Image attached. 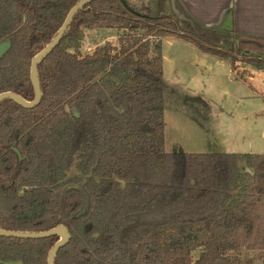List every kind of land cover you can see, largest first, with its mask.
<instances>
[{"label": "trees", "instance_id": "1", "mask_svg": "<svg viewBox=\"0 0 264 264\" xmlns=\"http://www.w3.org/2000/svg\"><path fill=\"white\" fill-rule=\"evenodd\" d=\"M78 1L0 0V44H11L0 93L34 99L32 58ZM121 1L75 14L37 67L38 106L0 104V228L65 226L54 264H243V251L264 252V154L166 151L161 40L188 41L232 72L240 62L264 69V57L237 50L231 35L224 49L210 29L191 32L148 0ZM111 28L122 30L118 46L80 52L84 30ZM57 242L0 236V264H47Z\"/></svg>", "mask_w": 264, "mask_h": 264}, {"label": "rangeland", "instance_id": "2", "mask_svg": "<svg viewBox=\"0 0 264 264\" xmlns=\"http://www.w3.org/2000/svg\"><path fill=\"white\" fill-rule=\"evenodd\" d=\"M148 1L153 14L169 13L171 7L165 0ZM188 22V26L184 21L182 25L197 33V22ZM210 31L216 37L212 41L218 46L224 49L231 46L225 40L230 36L225 29ZM121 33L122 30L115 28L84 30L80 52L90 54L106 42L118 46ZM220 37L224 39L219 40ZM244 40L264 44V40ZM240 46L239 51L262 53L259 46ZM161 56L164 145L168 153L264 154V69L240 62L232 72L228 61L201 53L190 42L170 36L161 40ZM192 254L193 259L198 257V251ZM239 258L243 264L250 259L251 264H264V252L243 251Z\"/></svg>", "mask_w": 264, "mask_h": 264}, {"label": "crops", "instance_id": "3", "mask_svg": "<svg viewBox=\"0 0 264 264\" xmlns=\"http://www.w3.org/2000/svg\"><path fill=\"white\" fill-rule=\"evenodd\" d=\"M165 2L171 7L170 14L197 22V27L225 29L231 36L264 40V0H172L173 8L170 0Z\"/></svg>", "mask_w": 264, "mask_h": 264}, {"label": "water", "instance_id": "4", "mask_svg": "<svg viewBox=\"0 0 264 264\" xmlns=\"http://www.w3.org/2000/svg\"><path fill=\"white\" fill-rule=\"evenodd\" d=\"M94 0H79L74 7H72L69 12L67 13L66 17L64 18L62 25L57 30V33L55 37L50 41L49 44H47L36 56L32 58L31 64H30V70H29V78L33 87V96L34 99L32 101H26L22 99L20 96L6 91L5 93H0V104L5 101L6 99H9L13 101L15 104L20 106L21 108L26 109H32L39 105L41 101V92L39 87V81L37 78V67L40 65V63L45 59L57 46L60 42L61 37L63 36L64 32L68 28V26L71 24L72 19L74 18L75 14L82 11L85 6L92 3ZM125 6L126 3L124 0L121 1ZM245 38H234L233 43L235 48L238 50L242 44H246L248 46H252L249 48H254L256 46H259V49H261V52L264 53V44H259L258 42L248 41L244 40ZM10 43L8 41H4V43L0 44V59L3 57L4 53L10 48ZM254 46V47H253ZM248 48V47H247ZM259 51V50H257ZM244 52L247 53L245 50ZM75 113V112H74ZM76 116H78V113H75ZM14 151L19 156L18 151L14 149ZM82 211H80L81 213ZM79 213V214H80ZM0 236L4 238H17V239H45L46 237H53L56 236L58 238V242L54 244V246L51 248L47 255V264H54L55 257L57 255V252L62 249L68 242H69V232L65 226H59L54 229L46 230L45 232H27V233H21V232H14V231H4L0 228Z\"/></svg>", "mask_w": 264, "mask_h": 264}]
</instances>
